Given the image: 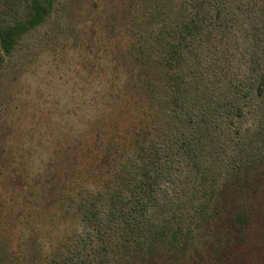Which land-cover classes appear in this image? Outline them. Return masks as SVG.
Listing matches in <instances>:
<instances>
[{"label":"trees","instance_id":"trees-1","mask_svg":"<svg viewBox=\"0 0 264 264\" xmlns=\"http://www.w3.org/2000/svg\"><path fill=\"white\" fill-rule=\"evenodd\" d=\"M24 1L6 54L51 9ZM122 6L118 55L97 3L83 22L85 113L1 180L0 264H264V0ZM250 98L263 115L242 130Z\"/></svg>","mask_w":264,"mask_h":264},{"label":"rangeland","instance_id":"rangeland-1","mask_svg":"<svg viewBox=\"0 0 264 264\" xmlns=\"http://www.w3.org/2000/svg\"><path fill=\"white\" fill-rule=\"evenodd\" d=\"M50 2L51 9L43 24L19 34L9 54L0 47V184L3 176L22 173L24 165L40 157L46 140L63 130L61 124H56L58 120L62 122L61 117L73 119L85 113L78 104L82 96L80 86L90 79L84 81L78 76L79 70H85L81 69L83 52L79 45L87 42L85 24L93 3L103 13L102 25L114 26L113 34L105 31L101 39L104 42L105 38L109 39L108 46L116 55L126 47L123 19H120L122 0ZM26 14L24 0H0V27L11 24L15 18L25 19ZM256 100L247 101L250 105L247 112L251 113L244 118L242 130L251 129L253 119L263 115L262 108L256 107ZM0 196L8 199L1 188ZM67 228L71 230L72 226ZM9 238L13 240L7 231L5 236H0L11 247ZM244 259L245 264H262L255 253Z\"/></svg>","mask_w":264,"mask_h":264}]
</instances>
